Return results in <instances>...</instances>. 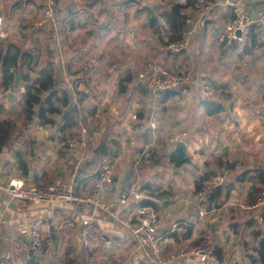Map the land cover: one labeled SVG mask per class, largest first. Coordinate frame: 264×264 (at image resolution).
<instances>
[{"label": "crops", "instance_id": "1", "mask_svg": "<svg viewBox=\"0 0 264 264\" xmlns=\"http://www.w3.org/2000/svg\"><path fill=\"white\" fill-rule=\"evenodd\" d=\"M207 1L215 4L201 14L198 0L190 3L187 0H87L83 4V13L76 12L77 4L67 6L63 11L60 7L65 13L61 20L59 10L52 17H46L43 0H0V15L4 22L0 38L14 43L10 51L19 48L34 53L39 59L34 71L50 63L56 76V87L68 90L74 104L77 99L91 101L98 117L93 121L90 115L93 129L90 125L83 154H73L67 145L72 135L70 128L63 131L60 123L42 125L36 115L27 117L22 101L26 85L37 75L31 71V78L25 80L17 74L14 82L6 87V79L0 74V113L16 124L9 141L0 150V181L23 175L34 184L38 181L66 182L85 199L81 207L73 202L29 204L10 202L0 192V262L3 259L26 262L30 239L21 230L41 220L45 247L38 264H65L67 245L74 247L81 264H151L146 261L137 236L119 223L113 213L128 218L141 201L153 200L159 209L148 206L158 213L163 231L174 227L173 232L177 234L174 237L180 244L202 240L213 242L219 250L217 254L229 264H263L254 247L257 242L255 231L264 229L263 220L257 221L260 205L247 202L256 179H250V174L243 181L238 178L246 169L264 168V27L256 21L253 24V63L246 68L235 48L219 39L233 19V8L226 6L225 0ZM173 2L186 6L187 28L191 30L184 34L190 44L186 50L169 55L171 49L161 52L159 39L150 28L144 29V24L148 11L156 14L161 5ZM239 2L252 18H256L257 11L264 10V0ZM40 7L44 8L43 15ZM33 29L40 30L41 36L52 37V44L48 47L40 43L37 47L23 46L25 35L32 34ZM5 49L3 46V51ZM187 56L189 59L184 60ZM151 59L188 72L190 81L173 90L175 97L161 101V94L154 98L150 92L144 95L138 88L139 83L146 85L137 76L144 69L141 66ZM8 66L15 70L13 63L9 62ZM18 75L20 83L15 90ZM202 78L214 88L216 84L226 86L224 94L215 88L217 99L225 104L223 112L216 115L205 112L202 100L206 97L197 87ZM122 85L127 90L122 91ZM180 93L185 96L184 101ZM156 106L160 109L156 128L169 125V132H187L181 140L186 142L188 139V149L199 151L190 162L177 166L184 169L181 175L161 172L158 167L168 166L159 161L155 162L156 169L152 171L155 166L150 161L156 158L153 153L160 146L158 132L149 121ZM133 114L137 117L133 118ZM129 118L133 123H128ZM172 136L168 135V138ZM136 147L137 156L128 154ZM17 150L22 153L21 163ZM140 152V156L147 159L141 164L136 160ZM166 152L169 155L170 152ZM107 153L116 161V169L114 182L99 193L100 200L109 207L106 210L88 198L97 185L101 155ZM214 154L223 159L220 178L229 181L232 190L221 207L202 213L203 208L196 198V180L202 177L205 164L215 167ZM171 177L174 183H182H175L172 191L160 196L162 185L165 187ZM132 182L137 184L142 197L132 196L123 204L120 191ZM174 196L179 198L173 201ZM237 203L248 210H242ZM85 218L94 219L97 231L104 238L88 255L82 244V220ZM51 226H54L55 237ZM171 264L205 263L197 258H186Z\"/></svg>", "mask_w": 264, "mask_h": 264}, {"label": "built area", "instance_id": "2", "mask_svg": "<svg viewBox=\"0 0 264 264\" xmlns=\"http://www.w3.org/2000/svg\"><path fill=\"white\" fill-rule=\"evenodd\" d=\"M12 1V0H9ZM46 4V17H52L54 14L55 0H43ZM201 7V14L209 11L214 2L207 0H198ZM226 6L233 8V19L231 23L221 32L219 39L225 45H230L244 57L246 66H251L252 53L251 50V33L252 25L256 21L258 25L264 27V10L257 11L256 18H252L247 9L239 2V0H225ZM189 22V21H188ZM3 16L0 15V36L3 35ZM159 31L163 41L169 49L175 51H184L190 44V39L186 38L183 41H170V35L173 33V28L169 22L160 18ZM191 29L187 28L185 31ZM138 78L147 85L149 92L158 98L161 92L166 90L176 89L190 81L188 72L183 68H169L160 65L157 62L149 60L142 71L138 73ZM200 93L206 98H213L216 96L215 88L205 78L199 82ZM79 108V113L75 118V123L70 127L72 132L71 137L67 141V145L73 154L82 155L88 144V136L90 130V116L89 112L92 109V102L89 100L75 102ZM159 108L156 106L150 114V126L155 129L158 126ZM133 118L137 115L133 114ZM18 143H16L17 145ZM115 165L112 157L109 154L101 155V168L96 179V188L93 194L88 198L96 206L108 209L99 197V193L107 185L114 182ZM216 183H212L208 188H213ZM137 184L132 182L123 190L120 191V202L125 204L130 197L141 198L142 193L138 190ZM0 192L4 193L5 197L10 202H27L29 204L37 203H51L84 201L74 191L72 185L66 182H53L46 186H39L31 183L29 179L23 175H14L8 179L0 181ZM200 201H207L204 191L197 195ZM257 204H264V191L257 199ZM113 216L119 220V223L128 227L137 236L140 247L145 252V259L151 264H171L178 260L186 258H197L200 262H211L212 264H224L217 257L214 246L210 244H199L188 242L180 244L172 235L173 228L163 231L162 222L158 213L152 206L139 205L128 216V218L120 217L113 213ZM82 244L84 251L88 255L92 248L104 239L97 231L94 219L85 218L82 220ZM43 223L41 220L35 221L30 228H23L22 234L29 235V247L25 254L26 260L40 258L44 251L43 240ZM106 242H108L106 240ZM105 264H118L116 262H106Z\"/></svg>", "mask_w": 264, "mask_h": 264}, {"label": "trees", "instance_id": "3", "mask_svg": "<svg viewBox=\"0 0 264 264\" xmlns=\"http://www.w3.org/2000/svg\"><path fill=\"white\" fill-rule=\"evenodd\" d=\"M187 1L190 3L192 0ZM185 7L186 6L184 4L173 2L169 5H161L156 14H152V12L148 11L144 29L148 27L154 32L155 36L159 39V49L161 52L166 53L169 51V48L166 47L158 28L160 18L166 19L173 28V33L170 35V41H183L185 39L184 32L187 28V15L184 13ZM12 45H14L12 41L0 38V74L1 77L6 79L5 86L7 87L8 84L13 83L17 74H20L25 80L31 78V71L37 75L31 84L26 85V93L22 101L27 117L30 118L33 115H36L37 121L42 125L60 123L63 131L72 127L75 123V118L79 113V108L76 104H74L72 95L68 90L58 89L56 87V76L51 70V64L49 63L41 66L39 70L34 71V68L39 62L38 57L32 52L22 51L19 48L14 51H10V47ZM3 46L6 48L5 51H3ZM173 53L178 52L171 49L169 55H172ZM238 55L241 57L239 53ZM187 59H189L188 56L184 58V60ZM184 60L182 59V62H184ZM9 62L14 64L15 70L9 68ZM137 86L141 89L144 95L149 93L147 86L143 83H139ZM214 86L217 89V92H219L220 89V94H224L226 88L225 85L216 84ZM124 89L127 90V87L122 85V91H124ZM173 90L161 92V95L163 96L161 101L168 97H175L176 92ZM202 104L205 112L209 115H216L225 110L224 102L218 100L217 98H204L202 100ZM35 107L37 109H35ZM90 115L92 116L93 121L98 120L95 106L91 109ZM15 127V121L11 118L2 117L0 113V150L9 141L12 133L15 131ZM169 152V155L167 152L165 154L168 156L169 161L175 166H181L184 163L191 161L190 155L183 149H179L177 151L171 150ZM16 155L19 157L21 163V159H23L22 153L17 150ZM212 162L215 167H211L209 164H206V169L202 177L196 180L195 192L199 193L204 191L207 203L216 207H221L230 197L232 188L229 181L217 184L213 188L207 187L208 182H211L215 177H220V174L223 172V159L220 156L215 154L212 155ZM27 171L28 170L24 168V172L27 173ZM248 174H250V179H256V181L253 182V187L248 194L249 198L247 202L251 205L255 203L257 204L258 195L264 191V168L246 169L240 174L238 180H245L248 178ZM47 184V181H38L37 185L43 187ZM141 205H152L156 209H159L157 202L153 200H143L141 201ZM260 218L264 222V204L259 207L257 221H261ZM172 235L177 236L175 232H172ZM255 236L257 237V242L254 247L264 264V229L258 228L255 231ZM215 251L219 254V250L217 248H215ZM38 263L39 259L37 258H32L24 262V264ZM0 264L22 263L11 259H3ZM65 264H81L72 245H67L65 248Z\"/></svg>", "mask_w": 264, "mask_h": 264}, {"label": "rangeland", "instance_id": "4", "mask_svg": "<svg viewBox=\"0 0 264 264\" xmlns=\"http://www.w3.org/2000/svg\"><path fill=\"white\" fill-rule=\"evenodd\" d=\"M73 2L74 3H72V0H56L55 1V9H54V13L57 11V10H59L60 11V7H62V9H61V11H63V9H65V7H67V6H70L71 7V5L72 4H74V5H76L77 4V9H76V12L77 13H83V6H85V5H83L84 3H86L87 2V0H73ZM26 9V8H25ZM22 10H24V8H22ZM41 10V11H40ZM39 11H40V13H41V15H43V12H44V8H39ZM59 12V14H58V17L59 18H61V20H62V16H64V12ZM23 22H25V21H23ZM27 23V22H26ZM30 25V24H29ZM27 26H28V23H27ZM34 30V32L32 33V34H28V35H25V38L23 39V46H33V47H37V45L36 44H38V43H40V45H42V44H44V46H46V47H48L49 46V43L50 44H52V42H53V40H52V37H50V36H47V35H44V36H41L40 34H39V32H40V30H36V29H33ZM167 47V46H166ZM168 48V47H167ZM175 52H178V51H175ZM179 52H182V51H179ZM178 52V53H179ZM42 53H44V52H42ZM37 55H39L40 57L42 56H45V54H37ZM242 59H243V62H244V57L242 56ZM152 61H154V62H159V61H155L154 59H151ZM147 61H149V60H146V62ZM252 61H253V59H252ZM160 63V65H162V66H165V67H169V65L168 66H166V65H163L161 62H159ZM146 65V64H145ZM145 65H142L141 66V68H143V67H145ZM244 65H245V63H244ZM252 66V65H251ZM250 66V67H251ZM245 67L246 68H250L249 66H246L245 65ZM199 82H200V80L198 81V83H197V87L199 88ZM199 91H200V88H199ZM179 95H181L180 97H181V99H182V101H184V99H185V96H183L181 93L179 94ZM178 95V96H179ZM217 98V96H215V97H213V99H216ZM159 111H160V109H159ZM159 115H160V112H159ZM89 116H90V112H89ZM132 119H130L129 118V120H128V123H133L132 121H131ZM89 123H90V125H91V130L93 129V121L91 122V120H89ZM162 128V130H160ZM169 125H168V127H161L160 126V128L158 127V128H156L155 129V131H157L158 132V135H156L157 137H158V140L160 141V146L159 147H157V151L156 150H154L155 152L153 153L154 155H156V158H158V159H156L155 157H153L152 159H151V161H150V164L151 165H154L155 166V162L157 161H159V162H165L167 165L166 166H168V167H158V170H160L161 172H162V170H165V171H167V173H169V175L170 176H175L176 174L178 175V174H180L181 175V173L182 172H184V169H183V167H177V166H175L172 162H170L169 161V159H168V156L165 154L166 153V151H171V150H174V147H175V144H176V142L177 141H179V140H181V139H183L184 140V138L187 136V132H183V133H177V131H175V132H172V131H170L169 132ZM176 133V134H175ZM171 134H173V136H172V138L170 139V137L168 138V135L170 136ZM153 136H154V134H153ZM163 136V137H162ZM160 138V139H159ZM135 140V139H134ZM187 140L188 139H186V142H187ZM141 141V140H140ZM168 141V142H167ZM135 143H137V141L135 140ZM164 143V144H163ZM135 148V147H134ZM199 153V151H198V149H196V150H193V151H191L190 149H188V154L190 155V158H194L195 156H196V154H198ZM107 154H109V153H107ZM128 154H133V155H135V156H137V147H136V149H134V152L132 151V152H128ZM140 154H142L141 152L138 154L139 156H138V158L136 159L137 160V162L139 163V164H141L142 162H143V159H146L145 157H141L140 156ZM110 155V154H109ZM111 156V155H110ZM112 157V156H111ZM112 160L114 161V165H115V169H116V161L114 160V158L112 157ZM147 160V159H146ZM101 163V162H100ZM144 163H145V161H144ZM209 164V163H208ZM205 166H206V164H205ZM205 166H204V168H205ZM209 166H210V164H209ZM100 168H101V164H100ZM152 171H154L155 169H156V166L155 167H152ZM197 176L198 175H196V178H197ZM195 178V179H196ZM168 182H170L169 184H168ZM222 182H225V180H223L222 178H220V177H215V178H213V180L211 181V182H208V184H207V186H209L210 184H212V183H216V185L217 184H220V183H222ZM175 183H177L178 185L180 184V183H182V182H175ZM174 180H173V177H171V179H169V181H167L166 182V185H165V187L162 185V187H161V191L159 192V195L160 196H162L165 192H169V191H172V188L174 187ZM178 190H181V189H178ZM174 192H176V191H173V193ZM199 193H197V195H198ZM260 196V194L258 195V197ZM258 197H257V199H258ZM179 198V196H174V199H173V201H175V200H177ZM196 198H197V201H198V204L203 208V209H201L200 211L203 213V212H205L206 210H208V209H212V208H216V206H214V205H210L209 203H207V202H205V201H200L199 199H198V197L196 196ZM248 200V199H247ZM238 204V203H237ZM256 204V203H255ZM239 205V208H241L242 210H248L247 209V207H245V206H242L241 204H238ZM253 205V204H252ZM261 205H263V204H261ZM260 205V206H261ZM254 206V205H253ZM241 217L242 216H238V219H239V221H241ZM176 218V217H175ZM226 220H228V222H231L232 220L231 219H226ZM237 220V219H236ZM241 228H243V229H245L244 227H241ZM205 244V243H207V242H199V244ZM207 244H210V245H212V246H214L213 244V242H208ZM45 247V246H44ZM215 248V247H214ZM14 252V256L16 257V252L15 251H13ZM217 257L221 260V261H223L224 262V264H229L227 261H226V259L225 258H223V257H221L220 255H218L217 254ZM14 261V260H13ZM15 261H16V259H15ZM205 264H212L211 262H204Z\"/></svg>", "mask_w": 264, "mask_h": 264}, {"label": "water", "instance_id": "5", "mask_svg": "<svg viewBox=\"0 0 264 264\" xmlns=\"http://www.w3.org/2000/svg\"><path fill=\"white\" fill-rule=\"evenodd\" d=\"M19 83H20V76L18 75L16 82H15V86L14 89L18 90L19 87ZM179 149H183L185 152H188V147L185 141L183 140H179L176 142L175 147H174V151H177ZM73 203H76L78 205V207H81L84 204V201H72ZM51 232H52V236L55 237V232H54V226H51L50 228Z\"/></svg>", "mask_w": 264, "mask_h": 264}]
</instances>
